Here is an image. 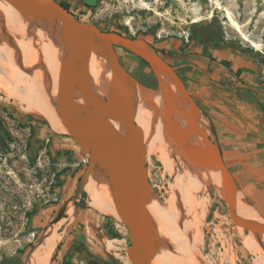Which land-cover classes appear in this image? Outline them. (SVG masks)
<instances>
[{
	"label": "rangeland",
	"instance_id": "1",
	"mask_svg": "<svg viewBox=\"0 0 264 264\" xmlns=\"http://www.w3.org/2000/svg\"><path fill=\"white\" fill-rule=\"evenodd\" d=\"M215 1L99 0L91 7L76 9L73 7V14L80 20L95 24L103 30L143 38L146 36L156 46L166 49L168 56L177 55L180 64L191 63L200 69L201 58L189 52L193 49V45L186 43L187 35L192 31L194 23L206 22L212 16L221 21L225 35L221 47L225 51H221L219 57L224 54L230 59L229 63H232L233 68L239 69L238 75L228 68H223L222 66L227 65L220 61L208 66V75L211 80L218 83L220 80L234 81V87L221 89L208 83L194 69L186 73L181 71L187 79L184 84L198 107V123L200 121L199 125L204 126L205 134L221 153V148L227 149L245 141H258L264 138V99L257 91H264V0H218L222 7H228L232 11L237 22L243 25L244 31L251 38L262 43V50H256L241 39L237 31L227 23L223 10L216 8ZM0 6L2 7L0 8V44L3 47L6 45L5 38L12 40L14 38L12 33L29 37L26 30L10 19L11 23H8V16L4 12L9 10L7 5L0 1ZM210 13L212 16L207 18ZM198 18L200 20L194 22ZM23 21L26 22L24 19ZM29 24H40V22L34 21ZM44 26L46 27L44 30L48 32V26ZM22 36L20 38L23 40ZM120 61L133 77V84H137L134 86L146 89L142 88L149 96H145L147 105L153 111L158 109L155 114L153 111L152 113L157 117L155 120L158 119L156 120L157 123L159 122L158 128L164 129L149 130L145 133V143L148 145L146 164L153 188L152 200L170 204L173 198L180 225L184 224L185 229L190 223L198 222V226L195 225L198 233L195 232L200 237H196V233L194 235L196 239H201L196 240V246L199 244L201 249L197 254L200 256L199 259L201 258L200 262H202V252H207L215 240L214 248H219L221 252L224 248L228 250L232 247V260L229 264H264V234L251 235L242 227L235 226L229 218L227 204L219 195L216 185L201 181L198 177L201 172L215 170L208 166L196 165L182 156L174 138L176 133L184 128L177 93L169 87L163 98L157 100L161 84L145 62L134 54H126ZM41 71L39 67L35 72L36 78ZM147 76L155 79L152 86L144 82L148 79ZM194 83L204 88L198 92ZM236 83H244L247 87L236 86ZM134 97L137 102L136 93ZM150 99L152 103L148 101ZM136 102L135 113L139 112ZM25 107L26 104L20 99L0 92L2 127L0 130V259L3 256L16 257L18 258L16 264H28L29 255L46 229L55 226L58 231L56 234L58 242L49 264H61L65 254L74 258L73 261L76 263L78 261L76 253L83 254L79 248L80 244L72 245L69 249L62 243L67 241L68 244L71 239H76L80 235L87 237L85 239L94 243V247L98 246L99 252L104 253L105 259L110 263L125 264L126 247L125 242H121L120 239L126 228L117 217L103 214L90 204V180L79 196L77 206L73 203L74 190L87 165L88 156L80 151L79 145L66 133L53 130L44 119L28 113ZM138 116L139 114H135L138 124L141 126L148 124L147 119ZM41 121H45L46 124ZM112 126H115L116 131L123 132L121 123H112ZM221 129L233 130L221 133ZM151 147L155 149L151 151ZM193 170L197 174L192 172ZM98 172L96 169L95 174L90 178H96L94 180L103 183ZM245 177L247 180L252 177L248 169ZM262 182L264 185V177ZM238 197L244 198V195L239 193ZM262 200L264 205V198ZM246 202L257 210L260 221H264V206L260 211L251 201L246 200ZM70 208L73 210L68 211ZM88 208L94 209L97 214L88 212ZM61 209H64L63 217L54 222ZM195 211L200 213V216ZM193 213L195 215H192ZM157 232L158 251L173 253L177 248L175 244L160 234L158 229ZM248 236L257 240L262 252L253 251L252 242L244 243L243 239ZM111 240L113 246L108 247L107 243ZM90 241L87 242L89 245ZM86 259L99 261L94 257ZM180 259L186 264L182 256ZM221 261L223 258L218 257L217 262L222 263Z\"/></svg>",
	"mask_w": 264,
	"mask_h": 264
},
{
	"label": "water",
	"instance_id": "2",
	"mask_svg": "<svg viewBox=\"0 0 264 264\" xmlns=\"http://www.w3.org/2000/svg\"><path fill=\"white\" fill-rule=\"evenodd\" d=\"M16 11L25 21L53 20L60 27L62 42L57 55V94L55 112L63 132L76 142L80 151L88 156L87 165L79 177L73 194L77 200L91 176L97 161H102L101 178H110V190L115 197L119 220L127 231L126 255L132 264H153L158 251V232L150 218L148 206L153 188L148 177L144 130L135 120L133 77L122 65L116 47L142 59L158 78L161 86L172 88L179 98L184 128L176 133L175 142L190 162L208 166L223 173L224 200L228 215L235 226L248 233L264 234V221L242 218L236 213V180L220 151L213 145L198 123V107L176 70L194 64L170 65L155 48L143 38L116 31L103 30L86 23L56 0H0ZM95 51L99 65L107 77V96L94 91L90 82L87 57ZM217 86L220 83L211 80ZM236 86L247 87L244 83ZM255 89V88H253ZM165 92V93H166ZM112 123H121L123 132L116 131ZM0 121V130H1ZM199 136L202 144L193 138ZM108 174V175H107ZM61 209L54 218L63 217ZM18 258L3 256L0 264H16ZM203 262V261H202ZM61 264H75L64 259ZM86 264H108L89 259ZM204 264V263H203Z\"/></svg>",
	"mask_w": 264,
	"mask_h": 264
},
{
	"label": "bare ground",
	"instance_id": "3",
	"mask_svg": "<svg viewBox=\"0 0 264 264\" xmlns=\"http://www.w3.org/2000/svg\"><path fill=\"white\" fill-rule=\"evenodd\" d=\"M215 2H216V8H220L223 10L227 23L231 27H233V29L237 31L241 39H243V41L247 42L251 47L255 48L256 50H262L263 48L262 43L251 38L249 34H247L244 31L243 25L237 22L232 11L228 7H225V6L222 7L219 4L218 0H216ZM0 8L2 9L1 6ZM8 9H9L8 11H4L8 16L7 17L8 23L10 22L9 21L10 19L11 22H14L16 25H19L24 30H26L29 33L28 34L29 37H23L22 35L12 33V35H14L13 39H12L13 36L11 37L12 40H8V38H5L6 45L3 47L2 44H0V92H2L3 94L7 96L16 97L17 99H20L22 102L26 104L25 110L28 113L38 117L39 119H44L53 130L58 131V132H63L62 124L60 123L56 115V112H55V101H56L57 83H58L57 55H58L60 44L62 42L61 29L57 25V23L53 20H41L40 19V20H36V21H39L40 24H29L28 21L24 22L23 18L16 11L11 9L10 7H8ZM211 16L212 15L210 13V15L207 18ZM199 20H200L199 18L195 19L194 22H197ZM44 25L48 26L49 28L48 32L44 30V28H46ZM6 31L9 32L8 29H6ZM21 36L23 37V40L20 38ZM87 64L89 67L90 82H91L92 88L94 89L96 93H98L99 95L105 98L107 96V77L99 65V61L97 59V53L95 51L89 52L88 57H87ZM39 67L41 68L42 71L38 74V78H36L35 72L39 69ZM134 85H137V84L134 83L133 86ZM142 88L139 86H134L132 88V92L136 93L138 101L137 102L135 101V102L139 106V109H138L139 112L135 114L137 115L139 114L138 117H140L141 119L145 118L148 121L147 125L142 126L144 130V135H145V133H147L146 131H149V130L157 131L158 129H162V128H158V123H159V122L157 123L158 119H156L157 121L155 120V118H157L156 115L154 117L152 113L153 110H151L152 108L150 109L148 107L147 105L148 103L146 100V97L148 95H146V91H144L146 89L143 88L144 89L143 90ZM165 92H166L165 86L164 87L160 86L158 95H157L158 97L157 100H159L160 97L165 95ZM148 101L151 102V99ZM157 110L153 111L154 114ZM182 122L180 121V123ZM159 132H161V130H159ZM165 134H167V132ZM159 138L160 140L162 139L161 137ZM174 138L176 139L177 136H175ZM195 139L199 140V142L200 141L202 142V139L199 136H195L193 138V142L195 144L201 145L200 144L201 142L199 143ZM148 141H149V138H148ZM166 143L168 144V142ZM146 146H148L147 143H146ZM154 149L155 148L151 147L150 150L153 151ZM163 155L165 157V154ZM180 155L182 154L180 153ZM96 165L98 166L97 169L99 171L98 172L99 175H101L100 174L101 172H105L103 170L104 164L102 161H97ZM192 172L197 174L194 170ZM198 177L200 178L201 181H206V182L215 184L219 195L224 197L225 192L223 189L222 171H210L209 172L208 170V171L201 172V175ZM94 179L89 178L90 180V183H89L90 204L99 212L103 214L113 215L119 219L117 212H116V208H115V197L112 195L110 187H109L110 178L109 177L105 178L106 180L105 183L104 182L102 183L101 181L94 180ZM197 182L199 181L197 180ZM103 190H105V192ZM71 206L73 205L71 204ZM72 210L73 209L71 208L68 209V211H72ZM148 210H149L150 218L152 219L153 224L158 229L160 234L167 237L177 247L176 250L173 251V253H168L165 250H160L153 257L152 259L153 264H183L180 259L181 256L182 258H184V261L186 262V264L202 263L200 262L201 258L199 259L200 256L199 255H198L199 257L197 256L198 252L201 249L198 246L199 244L196 246V240H201L199 238L196 239V237L199 236L197 235L198 232L196 230L197 229L196 227L198 226L197 225L198 222L197 223L195 222L196 224L190 223L189 227L188 228L186 227V229L188 230L185 229L184 224L180 225L178 212L174 206L173 198L171 199L170 204H162L160 201L153 199L148 206ZM236 213L242 218H245V219L249 218L248 220L260 221V216L257 210L251 205H249L243 197L236 196ZM196 214L200 216L199 215L200 213L196 212ZM192 215H195V214L193 213ZM199 232L201 231L199 230ZM57 233H58L57 227L55 226H51L46 229V231L41 237V240L37 243L36 247L32 250L31 254L29 255L28 264H49L50 263L52 252L58 242L56 239ZM194 233H196V237ZM249 234L255 235V233H249ZM243 240H244V243L245 241L252 242V245L254 247L253 251L255 250V252L257 253L262 252V250L260 249L259 245L256 242L257 240L255 241L253 237L248 236V237H245Z\"/></svg>",
	"mask_w": 264,
	"mask_h": 264
},
{
	"label": "flooded vegetation",
	"instance_id": "4",
	"mask_svg": "<svg viewBox=\"0 0 264 264\" xmlns=\"http://www.w3.org/2000/svg\"><path fill=\"white\" fill-rule=\"evenodd\" d=\"M98 1L99 0H58V2H61L64 5H67L71 12H74L73 7L75 9L80 8V7H91V6L95 5L96 3H98ZM221 23H222L221 21H218L215 17L212 16L208 21L203 22V23H194V25L192 26V31L190 33H188V35H187L186 43L187 44L190 43L193 45V49H190L189 52H192L194 55H197L201 58L202 68L196 69V68H193L191 65L179 67L176 70V72L181 77V79L183 80V82L185 84L187 81L186 75L181 74V71H184L186 73V72H189L190 69H194L195 71H197L202 76L203 79L207 80L208 83L214 85L215 87H219L221 89H231L234 87V81H231V80H229L228 82L220 80L219 83L222 86L221 87L217 86L216 84L211 82V78L208 75V73H209L208 66H212V64H216V61H220L221 63L226 64L227 66H222V67L228 68L233 73L238 75L237 71L239 69L236 70L233 68L232 63H229L230 59H228L224 54H222V56L219 57V54H221V51H225V49L223 47H221V45H222L221 43L225 39L224 30H223ZM133 37L143 38V37L135 36V35ZM143 39L146 40L148 43H150L155 48V50L159 54H161L164 57V59L170 65L180 64V59L178 58L177 55L176 56H171V55L168 56L167 55L168 51L166 49H163L161 47L156 46L153 42L148 40L146 36ZM116 51L119 55L120 60H122V58L126 54H132V53L120 48V47H116ZM192 60H194V59H192ZM145 64H146V62H145ZM146 66L148 67L147 64H146ZM144 74L146 75V73H144ZM146 78H148V79H146V81L144 80V82L148 86H152V84L155 82V79L152 78L153 79L152 80L148 76ZM66 251L67 250H65V252ZM76 254H77L78 261H76L75 264H86L87 263L86 254L81 255L78 252ZM81 256H83V257L80 258L81 260H79V257H81ZM64 257H63L64 259H68V260L72 261L73 263L75 262V261H73L74 258H70L66 254L64 255ZM99 262H106L108 264H112L108 260H103V261H99Z\"/></svg>",
	"mask_w": 264,
	"mask_h": 264
},
{
	"label": "crops",
	"instance_id": "5",
	"mask_svg": "<svg viewBox=\"0 0 264 264\" xmlns=\"http://www.w3.org/2000/svg\"><path fill=\"white\" fill-rule=\"evenodd\" d=\"M196 49V48H195ZM196 85V89L198 92L204 88V86ZM258 94L262 95V99H264V94H262L259 90ZM231 130H222L221 133L230 132ZM221 154L223 156V159L227 166L230 168L236 183H237V193L236 196H238L239 193L244 195V198L247 201H251L254 206L262 211L263 200L264 198V185L262 182V178L264 177V138H261L258 141H249V142H243L241 144L232 145L230 147H227V149L221 148ZM250 171V174L252 175L251 178L248 180L245 177L246 170ZM89 205V203H88ZM79 209V208H78ZM88 212H92L93 214H97V212L92 209L88 208ZM264 212V211H263ZM88 214V213H87ZM90 214V213H89ZM90 216V215H89ZM121 226V225H118ZM123 227V226H122ZM83 235L77 236L76 239H71V241L67 244V241H64L62 245L66 246V248L71 249L72 245L80 244V250L83 252V254H86V257H94L95 259H98L99 261L108 260L105 259L104 253L99 252V247H94V243L90 240H86ZM121 242H125V247L128 245V238H127V231L124 229L122 232ZM90 241V245L89 242ZM113 240L108 241L107 245L108 247L113 246ZM67 250V249H65ZM81 254V255H83ZM83 256L79 257L82 258ZM125 264H131L130 261H128V258H125Z\"/></svg>",
	"mask_w": 264,
	"mask_h": 264
},
{
	"label": "built area",
	"instance_id": "6",
	"mask_svg": "<svg viewBox=\"0 0 264 264\" xmlns=\"http://www.w3.org/2000/svg\"><path fill=\"white\" fill-rule=\"evenodd\" d=\"M214 242H216L215 240L213 241L212 245L207 249V252H202V261L204 264H229L231 262V251H232V247H229L228 250L227 249H223L224 251L221 252V250L215 249V245ZM222 254V255H220ZM217 256V257H216ZM223 258V261L217 262V258ZM222 260V259H220Z\"/></svg>",
	"mask_w": 264,
	"mask_h": 264
},
{
	"label": "trees",
	"instance_id": "7",
	"mask_svg": "<svg viewBox=\"0 0 264 264\" xmlns=\"http://www.w3.org/2000/svg\"><path fill=\"white\" fill-rule=\"evenodd\" d=\"M60 4H62L66 9H69V7L67 5H64L63 3L59 2ZM79 19V18H77ZM238 72V71H237ZM262 94H264V91L263 90H259ZM42 123L46 124L45 121H41Z\"/></svg>",
	"mask_w": 264,
	"mask_h": 264
}]
</instances>
